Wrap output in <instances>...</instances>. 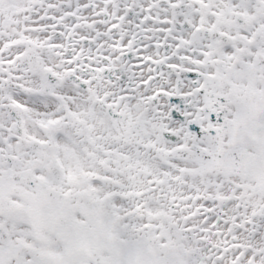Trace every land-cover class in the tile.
Listing matches in <instances>:
<instances>
[{
    "label": "snow or ice",
    "instance_id": "1",
    "mask_svg": "<svg viewBox=\"0 0 264 264\" xmlns=\"http://www.w3.org/2000/svg\"><path fill=\"white\" fill-rule=\"evenodd\" d=\"M0 264H264V0H0Z\"/></svg>",
    "mask_w": 264,
    "mask_h": 264
}]
</instances>
